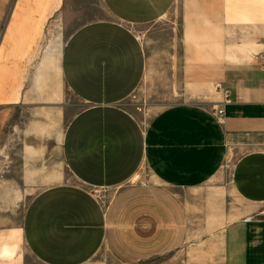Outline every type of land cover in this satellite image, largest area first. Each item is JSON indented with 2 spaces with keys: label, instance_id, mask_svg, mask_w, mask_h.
<instances>
[{
  "label": "crops",
  "instance_id": "0c3cea01",
  "mask_svg": "<svg viewBox=\"0 0 264 264\" xmlns=\"http://www.w3.org/2000/svg\"><path fill=\"white\" fill-rule=\"evenodd\" d=\"M176 3L0 1V182L49 181L53 159L74 179L0 229V264L20 244L39 264H264V0H184L142 41ZM137 90L170 103L146 125Z\"/></svg>",
  "mask_w": 264,
  "mask_h": 264
},
{
  "label": "rangeland",
  "instance_id": "374dc122",
  "mask_svg": "<svg viewBox=\"0 0 264 264\" xmlns=\"http://www.w3.org/2000/svg\"><path fill=\"white\" fill-rule=\"evenodd\" d=\"M3 1V0H0ZM184 3V0H177V3L174 7L169 11V13L163 18L162 21L157 22L155 24L148 25L145 29L139 31L137 35L140 37L142 41L151 40L154 35V30L162 27H166L169 29L173 24H178L179 14L181 15V5ZM0 17H3V9L0 6ZM9 21H0V40L3 33H6V29L9 27ZM175 34V33H173ZM155 36V35H154ZM171 33H160V37L163 38V43L169 42ZM142 93H144V89H142ZM146 100V101H145ZM72 103V102H71ZM201 104L207 106L206 101L200 102ZM169 102L165 101H150L148 98H142L140 90L133 93L124 103L123 106L132 111L133 114L139 119L142 120V123L146 125L152 116L158 112L160 109L169 105ZM79 110V105L77 102L74 103L71 110H69L61 122L62 126L66 125L68 120H70L72 114H76ZM72 113V114H71ZM19 125H25L22 122V119H19ZM6 133L4 135L6 144H9V141L21 142L22 139L19 136L23 135L18 134L11 135L9 133V122L6 124ZM24 140V139H23ZM4 141V142H5ZM26 142V141H25ZM59 152V151H58ZM57 152V153H58ZM51 158H60V155L55 154L52 155ZM51 164L55 165V168L51 167L50 170V180H38L31 181L26 184H22L18 181L8 180L0 182V229H9V228H19L21 226L22 217L24 214V210L27 205L31 202V200L45 187L54 185V184H63V183H72L74 181L73 177L64 166L61 159H53ZM51 165V166H53ZM41 173V172H40ZM18 175V174H17ZM143 175L149 179L150 175L146 169H143ZM99 202L102 205H107L111 195V191H101L95 193ZM2 231V230H1ZM25 249L20 244V253L22 255V264H39L36 260H33L28 253L24 251ZM12 255V252L6 248L2 250V256L9 257Z\"/></svg>",
  "mask_w": 264,
  "mask_h": 264
},
{
  "label": "built area",
  "instance_id": "2783aa9c",
  "mask_svg": "<svg viewBox=\"0 0 264 264\" xmlns=\"http://www.w3.org/2000/svg\"><path fill=\"white\" fill-rule=\"evenodd\" d=\"M214 114H215V117H216V119H217L218 121H221V120L223 119V117H224V112H223L222 109H217V110L214 112Z\"/></svg>",
  "mask_w": 264,
  "mask_h": 264
}]
</instances>
